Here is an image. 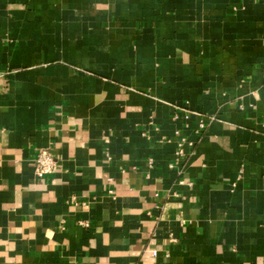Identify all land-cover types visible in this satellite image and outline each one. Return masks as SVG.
<instances>
[{"label": "crops", "instance_id": "obj_1", "mask_svg": "<svg viewBox=\"0 0 264 264\" xmlns=\"http://www.w3.org/2000/svg\"><path fill=\"white\" fill-rule=\"evenodd\" d=\"M0 264H264V0H0Z\"/></svg>", "mask_w": 264, "mask_h": 264}, {"label": "built area", "instance_id": "obj_2", "mask_svg": "<svg viewBox=\"0 0 264 264\" xmlns=\"http://www.w3.org/2000/svg\"><path fill=\"white\" fill-rule=\"evenodd\" d=\"M33 166L36 179L41 180L44 176L53 174L56 171V157L49 149H42L36 154ZM83 225L87 226L86 224ZM153 255H155V252Z\"/></svg>", "mask_w": 264, "mask_h": 264}]
</instances>
